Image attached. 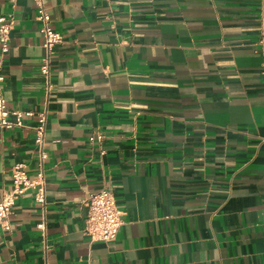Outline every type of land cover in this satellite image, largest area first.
Returning a JSON list of instances; mask_svg holds the SVG:
<instances>
[{
  "label": "crops",
  "instance_id": "1",
  "mask_svg": "<svg viewBox=\"0 0 264 264\" xmlns=\"http://www.w3.org/2000/svg\"><path fill=\"white\" fill-rule=\"evenodd\" d=\"M43 2L62 35L48 77L35 0H0V93L33 113L0 128V198L46 154L45 206L16 199L0 264H264V0ZM101 190L112 242L84 233Z\"/></svg>",
  "mask_w": 264,
  "mask_h": 264
},
{
  "label": "built area",
  "instance_id": "2",
  "mask_svg": "<svg viewBox=\"0 0 264 264\" xmlns=\"http://www.w3.org/2000/svg\"><path fill=\"white\" fill-rule=\"evenodd\" d=\"M37 6L36 19L40 22V33L43 37L42 46L44 55L40 62L41 73L48 77L50 73L51 57L54 47L62 41V35L52 27L51 16L47 11L43 0H35ZM12 28V21L9 17L0 16V53L3 56L9 48V33ZM1 70V59H0ZM4 77L0 71V83ZM31 111L10 110L4 96L0 93V128L10 129L14 126H22L25 117L32 116ZM13 116V119L10 117ZM46 128V113L40 112L37 115V124L35 130V142L41 146L44 140ZM97 139H101L97 135ZM94 140V137H91ZM46 158L45 152H40V170L35 177L31 178L22 168V165H16L11 175V188L0 198V225L8 230L10 225L8 217L16 199L26 192L33 189L34 200L42 208L46 203L45 183L43 177V161ZM86 215L84 220V233L91 240H100L112 242L116 239L119 227L122 223L121 212L116 207L115 199L109 190L90 193L84 200ZM37 227L45 230V220L37 223Z\"/></svg>",
  "mask_w": 264,
  "mask_h": 264
}]
</instances>
